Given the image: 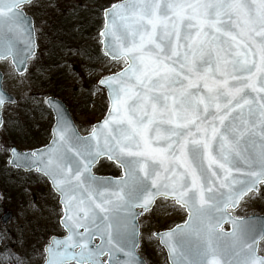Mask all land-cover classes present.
Here are the masks:
<instances>
[{"label": "snow or ice", "instance_id": "6c2138e0", "mask_svg": "<svg viewBox=\"0 0 264 264\" xmlns=\"http://www.w3.org/2000/svg\"><path fill=\"white\" fill-rule=\"evenodd\" d=\"M29 4L0 0V59L21 71L35 54ZM104 15L105 50L126 65L99 80L106 118L81 136L57 108L50 145L11 148L61 197L67 235L44 248L45 264H145L139 217L157 197L189 213L154 233L173 264H264V228L227 211L264 184V0H121ZM102 156L122 175H94Z\"/></svg>", "mask_w": 264, "mask_h": 264}, {"label": "rangeland", "instance_id": "374dc122", "mask_svg": "<svg viewBox=\"0 0 264 264\" xmlns=\"http://www.w3.org/2000/svg\"><path fill=\"white\" fill-rule=\"evenodd\" d=\"M91 1L35 0L32 4L24 7L35 20L38 57L42 54V44L47 43L50 39L47 33L52 31V35H54L55 28L50 26V22L60 21L67 14L72 15V18L67 21V26L70 25V28L64 30L60 36L64 38L67 45L61 48L63 56L58 65L52 66L47 71L37 68L32 71V63L29 64L27 73L19 75L10 59L0 62V69L4 72V88L14 94L19 102L32 97L33 103L37 104L49 95L58 96L55 94L58 87L64 89L68 100L79 106L78 112L75 113L71 103L66 101L75 123L83 134L89 133L93 124L104 117L109 105L106 92L98 85V80L103 76L118 72L126 66L122 59L113 60L107 57L103 51L98 52V47L101 48L100 31L104 24L103 13L100 14L98 5ZM115 1L118 0L113 2ZM80 8L91 9L88 13L92 12V14L86 19L82 17ZM91 20H94V23ZM58 92L62 93V91ZM58 97L63 99L60 95ZM18 105H5L3 116H10ZM38 131V136L44 140L46 138L45 132L39 129ZM50 137L51 135L47 136L48 141ZM9 158L10 153L4 152L0 171L8 182H18L22 191L19 196L21 198L22 195V201L18 203V213L13 205L9 207L14 211V218L9 226L18 231L19 228L20 230L30 229V226L34 224L38 228L39 234L51 229H53V233L60 234L61 231H58L57 228L60 226L58 218L61 214L57 210L55 211V201H58V196L53 192L47 179L36 171L27 173L21 169H15L9 165ZM113 166L115 165L106 160L102 161L98 165L100 170L97 172L114 175L120 173L118 167H116L118 171L113 172ZM25 173L30 174L29 178L25 177L27 176ZM3 197L4 195L1 193L0 202L4 199ZM11 201L14 204V200ZM6 209L8 208L0 209V215ZM233 213L238 216L264 214V184L261 185L258 192L247 195L233 210ZM186 217L185 208L176 205L173 200L163 198L157 201L152 210L141 216V236L138 251L148 264H170L164 247L154 233L171 228L177 223L185 221ZM29 237L25 239L21 235L16 236V233L10 234L9 246L16 253V256L27 250H31L32 255L34 250H37L38 246L34 249L35 242L31 244V237ZM3 240L4 238L0 237V248L4 247ZM259 252L264 255V241L261 243ZM10 257L11 254H6L5 258L2 259V264H15ZM31 259H34V254ZM43 261L44 252H41L39 262Z\"/></svg>", "mask_w": 264, "mask_h": 264}, {"label": "trees", "instance_id": "16d2710c", "mask_svg": "<svg viewBox=\"0 0 264 264\" xmlns=\"http://www.w3.org/2000/svg\"><path fill=\"white\" fill-rule=\"evenodd\" d=\"M114 0H92V3H95L100 8V14L103 13L102 11L113 3ZM82 10V17L88 18L91 13H88L91 9L89 8H80ZM80 10V11H81ZM72 18V15H65L62 20L60 21H52L50 22V26L54 27L55 32L54 35H52V31H49L47 33V36L50 37V39L47 41V43L42 44V51L40 57H34L32 59L31 64L33 63L31 70L34 71L35 68L40 69L42 71L49 70L52 66L58 65L59 60L62 58L61 54V48L64 45H67V42L64 40V38H61L62 32L64 33V30L70 28V25L67 26V21ZM92 18V17H91ZM104 21V20H103ZM91 22L94 23V20H91ZM70 23V21H69ZM57 37L59 41L57 42ZM101 48L98 47V52L101 53ZM58 91H62V93H59ZM56 95H60L63 97L65 101L68 103H71L67 96L64 93V89H61L58 87L55 91ZM31 99V101H30ZM72 109L75 113L78 112L79 106H76L75 104L71 103ZM82 111V110H81ZM51 111L48 109V107L45 104V101L42 100L41 102L35 104L32 101L31 98L24 99L19 103L15 111L10 114V116L5 117L4 124L2 126L1 130V145H0V165L3 158L4 152H9L10 148L14 145L22 148H35L38 146H41L42 144L46 143L47 136L50 135V127L53 122L51 115ZM50 117V118H49ZM39 130H42L46 134V138L43 140L40 138ZM100 170V169H99ZM113 172H117L118 169H116L115 166L112 168ZM26 178H29V175L25 173ZM0 194L3 193L4 199L0 202V209L9 208L11 205H13L18 213L19 205L18 203L21 202L20 192L21 191V185L18 182L12 183L8 182L7 178L3 176L2 171H0ZM9 199V201H7ZM10 200H14L10 202ZM55 211L59 213V207L58 203L55 201ZM1 225V224H0ZM14 227H7V228H1L0 227V236L4 238V244L6 246H9L7 237L9 234L16 233V236L21 235L22 238H28L31 239V244L33 242L35 247L38 246L37 250H34L35 258H32V255H30L31 250H27L22 252L20 257H16L15 253H12L11 259L15 262V264H39V254L43 250L44 243L47 241L48 236L53 233V229L47 230L42 234L38 233V228L35 227L34 224L30 226V229H23L16 231L13 229ZM58 231H60V228H57ZM35 238V239H34ZM34 247V249H35ZM8 252L10 250L0 249V264H2L3 257L1 254L4 252ZM38 258V259H36ZM29 259V260H28Z\"/></svg>", "mask_w": 264, "mask_h": 264}, {"label": "water", "instance_id": "95a60500", "mask_svg": "<svg viewBox=\"0 0 264 264\" xmlns=\"http://www.w3.org/2000/svg\"><path fill=\"white\" fill-rule=\"evenodd\" d=\"M32 1H34V0H32ZM120 2H121V1H118V2H115V3H113V4L120 3ZM113 4H112V5H113ZM110 6H111V5H110ZM110 6H109V7H110ZM109 7H107V8H109ZM107 8H106V9H107ZM104 11H105V10H104ZM24 12H25V10H24ZM25 13H26V12H25ZM26 15H27L28 18L31 20L32 24L34 25V24H35V21H34L33 17H32L31 15L27 14V13H26ZM104 20H105V23H104V27H105V24L108 22V19L105 17V15H104ZM104 27L102 28V30L104 29ZM34 29H35V26H34ZM102 30H101V31H102ZM101 31H100V32H101ZM33 35H34L35 54H36V53H37V39H36V31H35V30H34ZM256 39H257V41L259 40L258 37H257ZM102 49H103V51L106 53V55H107L109 58L113 59V57L111 56V54H109V53L106 52V50H105V40H104V38H102ZM35 54H34V55H35ZM34 55L31 56V57L28 59L26 65H25L26 69H27V66H28V62H29V60H30L32 57H34ZM8 58L11 59V62H12V64L14 65V68H15V70H16V72H17L18 74H23L24 72H26V71H21V70H19L18 66H17L15 63H13V58H12V57H8ZM254 58L256 59L257 62H259V57H258V55H257L256 57H254ZM2 60H3V59H2ZM117 60H119V59H117ZM120 71H121V70H120ZM120 71H118V72H120ZM116 73H117V72H116ZM110 75H111V74H110ZM257 75H258V77H259V74H257ZM108 76H109V75H108ZM3 79H4V73L0 70V92H3V93L5 94L6 97H10V98H11V99L6 98V99L4 100L3 106L0 107V121H2V125H3V115H2V110H3L4 105H5L6 103L14 104V103L17 102V98H16L13 94L7 92V91L3 88ZM98 84H99V81H98ZM99 86H101L102 88H104V89L106 90L107 98H108V100H109V93H108V88H107V86H105V85H100V84H99ZM46 103H47V106L52 110L53 115H54V123H53L52 129H51L52 137H51L50 142H49L48 144L42 146V147H38V148H35V149H29V150H22V149H20V148H18V147H16V146H14V148L16 149V151H17L18 153H20V154H25V153H31V152L36 151V150H42V149H44L45 147H47L48 145L51 144L52 139H53V130H54V128H55V126H56V122H57V108H62V109H63L64 113H65L66 116L70 119V121L72 122L73 126H74V127L76 128V130L78 131L79 135H81V136H88V135L90 134V133H88V134H86V135L81 134V132L79 131L77 125L75 124V121H74V119H73V117H72V114H71V111H70L69 107L66 105V103H65L63 100H61V99H59V98H57V97H54V96H49V97H47V99H46ZM109 107H110V100H109ZM109 107H108V109H109ZM107 113H108V110H107ZM107 113H106L105 117H104L102 120H100L99 122H97V123L94 124V127H95L97 124L101 123V122L106 118ZM1 127H2V126H0V130H1ZM94 127H93V128H94ZM12 148H13V147H12ZM10 155H11V156H10L9 163H10V165L14 166L15 168L22 169V170H24V171H31V170L35 169V167H27L26 165H27L28 161L24 160L23 158H21V166H17V165H15V164H13V163H12V160L14 159V157H13V154H12L11 151H10ZM102 159H107V157H103V156H102V157H100V158H99V159L93 164L92 169H91L92 173H93L94 175H96V176L104 177V178H115V177H119V176H114V175H100V174L95 173V171H94V167H95V166L100 162V160H102ZM107 160H108V159H107ZM108 161H110V162H112V163L115 164L114 161H111V160H108ZM37 172L40 173V174H42V175H44L43 173H41V172H39V171H37ZM122 173H123V170L121 169V175H122ZM234 175H235V173H234ZM44 176H45V175H44ZM45 177H46V176H45ZM46 178L49 180V182L51 183L52 188L54 189L51 180H50L48 177H46ZM260 186H261V184L258 185V191H259V189H260ZM54 191H55V189H54ZM55 192H56V191H55ZM256 192H257V191H256ZM56 193L59 194L58 192H56ZM249 194H250V193H249ZM59 195H60V194H59ZM247 195H248V194H246L244 197H246ZM244 197H243V198H244ZM159 198H160V197H157V199H159ZM243 198H242V199H243ZM157 199H156V201H157ZM242 199L239 201V203H238V205H237L236 207H234V208L231 207V210L236 209V208L239 206V204H240V202L242 201ZM156 201H155V203H156ZM59 202H60V204L62 205V210H63V204L61 203V197H60V199H59ZM155 203H154V205H155ZM154 205H153V207H154ZM153 207H152V208H153ZM182 207H183V206H182ZM152 208H151V209H152ZM151 209H150V210H151ZM186 210H187V208H186ZM231 210H229V208L227 209V211L231 214L232 217H235V218H237V219L247 220V221H248L252 226H254L257 230H260L261 228H264V214H251V215H246V216L238 217V216H235ZM138 211H142V210L138 209ZM187 213H188V210H187ZM12 218H13V212H12V210H8V211H6L4 214L1 215V221H2L3 224H8V223L11 221ZM139 218H140V217H139ZM188 218H189V213H188V216H187L186 220H185L183 223H180V224H177V225H183V224L188 220ZM226 224H229V228H228V229H225V228H224V226H225ZM60 225L64 228V230L66 231V234H64V235H52V236L50 237L49 243H47V244L45 245V247L48 246L53 240H55V239H63V238L67 235V230H66V228L63 226L62 223H60ZM177 225H176V226H177ZM176 226H175V227H176ZM175 227H173V228H171V229H174ZM168 230H169V229H168ZM168 230H164V231H160V232H156V233H163V232H166V231H168ZM222 230H223L224 232H231V231H232V224H231V222H226V223H224L223 226H222ZM81 231H83V229H81ZM157 237H158V236H157ZM158 238H159V241H160L161 245H163L164 249H165L166 252H167L168 260H169L170 264H173V259H172V256L169 254V250H168L167 246L162 242V240L160 239V237H158ZM99 242H100V238H99V237H96L95 240H94V243H97V244H98ZM260 244H261V242H260ZM260 244H259V248H260ZM139 245H140V235H139ZM139 245H138L137 250H136V251H137V254H138V256H139V257L145 262V264H147V261H146V260H145V259H144V258L138 253ZM45 247H44V248H45ZM77 251H78V249H77ZM118 255H119V257H120L121 260H123V259L125 258L124 255H123L122 253H120V254H118ZM260 255H261V254H260ZM45 256H46V253H45ZM262 256H263V255H262ZM102 259H104L106 262L108 261V257H107V256L103 257ZM42 264H45V261H44V263H42Z\"/></svg>", "mask_w": 264, "mask_h": 264}]
</instances>
